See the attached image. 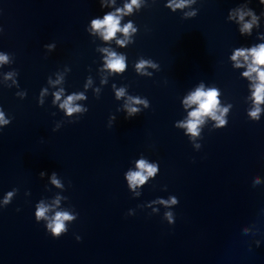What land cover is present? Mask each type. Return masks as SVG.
Masks as SVG:
<instances>
[{
    "label": "water",
    "instance_id": "water-1",
    "mask_svg": "<svg viewBox=\"0 0 264 264\" xmlns=\"http://www.w3.org/2000/svg\"><path fill=\"white\" fill-rule=\"evenodd\" d=\"M130 2L0 0V264H264V102L251 118V57L231 59L264 43V5L138 0L120 19L135 31L92 28ZM197 88L216 89L225 124L205 116L193 136ZM70 95L81 110L68 114ZM140 159L158 171L131 187ZM41 203L74 217L59 237L36 219Z\"/></svg>",
    "mask_w": 264,
    "mask_h": 264
},
{
    "label": "clouds",
    "instance_id": "clouds-1",
    "mask_svg": "<svg viewBox=\"0 0 264 264\" xmlns=\"http://www.w3.org/2000/svg\"><path fill=\"white\" fill-rule=\"evenodd\" d=\"M188 0H179V3L172 4L171 0H169V3L166 5L167 7L175 8L183 7ZM260 4L264 5V0H259ZM138 5V0H131L129 4H125L123 9H116V13L109 12L104 15L103 19H94L91 21V26L94 30L100 31L103 38L105 40H109L113 37H115L116 33L123 32L125 35L129 34V31H135L133 28L132 22L129 21L126 25H124L123 28L120 26V19L121 15L130 13L132 11V6ZM103 6V5H101ZM194 14V13H193ZM245 14H251V10H249L248 13L241 12L238 10V16L237 19L240 21H243ZM229 18H231V14H229ZM256 17L253 15L252 21L243 23L242 28L240 31L242 33L244 32H250L253 23H255ZM117 43L123 45L124 41H117ZM109 57L107 61V67L114 71V72H123L125 70L126 64L123 56H118L114 52H110ZM238 57H243L245 61L249 60V57H251V63L248 64L247 71L243 73L244 76L250 77L252 73H256V83L254 84V91L252 93L254 97V103L256 107H254L249 112V116L253 119L258 120L260 115V107L259 104L261 102H264V67H261V65H264V43H260L254 47L251 48H237L234 50L231 59L236 61V66H240ZM0 62H7V56L0 55ZM148 63V61L141 60L137 65V70H141L144 68V66ZM123 95V89L118 90L117 97ZM218 92L216 89H209L207 91L202 90V88H197L195 92L190 94L185 103L186 104H197V108L194 109L189 113L190 120L187 121L186 127L188 132H190L193 136L198 135L199 129L198 125H200L203 122V118L205 116H211L213 119H215L218 123L217 126L225 124V120H223L220 116L216 115L215 109L218 105L217 100ZM60 98V94H56V99ZM82 98L80 95H70L67 97L66 100L60 105L62 108L66 109L68 114H71L73 112L80 111V107L78 105L73 106L72 101L75 99ZM134 99L135 103H140L141 101L138 99ZM138 110L135 108H130L129 113H135ZM224 111H227L225 109ZM9 121L4 118V113L0 111V124H8ZM137 168L138 171L135 172H129L127 173V180L129 183V186L135 187L137 185L144 184L149 177L154 176L157 171V165L155 164H149L144 159H140L137 161ZM43 175V173H41ZM55 174H53V177ZM53 183L58 184V181L53 178ZM258 183V181H257ZM12 196V193H8L5 197V203H7ZM58 203V201H57ZM161 203L164 204H175L177 203V200L175 198H170L168 201H161ZM49 212V206L45 205L43 203L37 205L36 208V219H45L47 220V229L52 233L54 237H59L61 234L67 231L65 221H71L74 217L70 215L67 211H56L54 215L51 216V218L48 217ZM165 216L171 223L172 221V214L171 213H165ZM79 239V238H78Z\"/></svg>",
    "mask_w": 264,
    "mask_h": 264
}]
</instances>
